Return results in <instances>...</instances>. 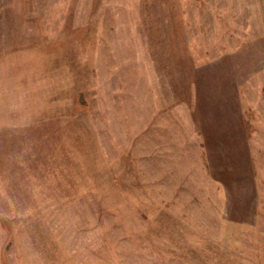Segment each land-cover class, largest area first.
<instances>
[{"label": "rangeland", "instance_id": "374dc122", "mask_svg": "<svg viewBox=\"0 0 264 264\" xmlns=\"http://www.w3.org/2000/svg\"><path fill=\"white\" fill-rule=\"evenodd\" d=\"M0 264H264V0H0Z\"/></svg>", "mask_w": 264, "mask_h": 264}]
</instances>
